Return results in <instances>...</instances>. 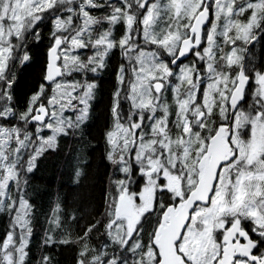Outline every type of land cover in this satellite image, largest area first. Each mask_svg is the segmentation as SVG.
I'll use <instances>...</instances> for the list:
<instances>
[{
  "label": "snow or ice",
  "instance_id": "obj_1",
  "mask_svg": "<svg viewBox=\"0 0 264 264\" xmlns=\"http://www.w3.org/2000/svg\"><path fill=\"white\" fill-rule=\"evenodd\" d=\"M85 136L87 156L103 145L111 203L79 226L81 209L57 197L34 252L29 180ZM214 140L227 147L208 184ZM79 153L73 187L91 163ZM122 197L135 217L118 214ZM181 206L169 249L158 231ZM0 215V264H59L68 246L75 264H264V0H0Z\"/></svg>",
  "mask_w": 264,
  "mask_h": 264
},
{
  "label": "trees",
  "instance_id": "obj_2",
  "mask_svg": "<svg viewBox=\"0 0 264 264\" xmlns=\"http://www.w3.org/2000/svg\"><path fill=\"white\" fill-rule=\"evenodd\" d=\"M46 43V41H45ZM33 60L28 67L23 69V73L18 85V91L23 93L32 83L38 79L43 62V44L33 48ZM110 78L105 74V87H108ZM100 120L98 123H103L102 105L100 106ZM96 131L95 128L92 129ZM87 135V134H86ZM93 145L95 141L92 142ZM90 147L86 136L83 139H67L60 143L58 152L50 153L45 156L40 162L39 167L34 175L29 180V193L33 197V203L36 205L38 218L37 226L34 229L32 237L33 251H39L36 246L39 244L40 236L44 228L47 227L44 214L48 213L52 207L53 201L60 198L62 205L71 206L73 209L80 208L81 212L77 215H83L79 226H84L86 222L95 217L99 219V214L93 211L96 206H99L100 211H104V198H107L108 203H111V187L107 183L105 173V162L101 158L103 145L91 151L87 156L86 150ZM80 149L81 159H90L91 163L86 169V175L80 182L79 187H73L69 181L70 167L75 163L74 157L77 150ZM7 217L0 215V234L6 226ZM79 226L73 225V228L78 231ZM100 230L97 229V232ZM97 232L92 233L93 236ZM76 249L73 246L63 247L56 252L59 264H75Z\"/></svg>",
  "mask_w": 264,
  "mask_h": 264
},
{
  "label": "water",
  "instance_id": "obj_3",
  "mask_svg": "<svg viewBox=\"0 0 264 264\" xmlns=\"http://www.w3.org/2000/svg\"><path fill=\"white\" fill-rule=\"evenodd\" d=\"M226 145L223 144L222 140H214L212 144L209 145L208 154L201 160V175L204 177L208 184L211 183V172L215 169V162L223 158ZM121 207L124 209V213L127 215L131 214V206L125 198L122 197L121 204L117 206V212L120 213ZM186 213V209L181 206L175 210H169L167 214V219L165 223H162L158 231V242L163 246L170 249L171 239L174 238L173 231H178V223L183 222V215ZM171 259V255L169 256Z\"/></svg>",
  "mask_w": 264,
  "mask_h": 264
},
{
  "label": "rangeland",
  "instance_id": "obj_4",
  "mask_svg": "<svg viewBox=\"0 0 264 264\" xmlns=\"http://www.w3.org/2000/svg\"><path fill=\"white\" fill-rule=\"evenodd\" d=\"M191 59V57L189 58ZM202 147V145H201ZM194 163V161H193ZM175 178H172L170 179L169 181V186L170 187H174L176 192L179 194L180 193V185H179V181L178 180H175V183H173V180ZM131 205H132V214L130 215V217H135L136 216V212H137V209H136V205L133 203V201L130 199V198H127ZM143 199L145 201V204L144 206L145 207H150L151 206V186H149L147 189H145L144 193H143ZM141 211L143 210L142 208L140 209Z\"/></svg>",
  "mask_w": 264,
  "mask_h": 264
},
{
  "label": "flooded vegetation",
  "instance_id": "obj_5",
  "mask_svg": "<svg viewBox=\"0 0 264 264\" xmlns=\"http://www.w3.org/2000/svg\"><path fill=\"white\" fill-rule=\"evenodd\" d=\"M190 58V57H189ZM190 60V59H189Z\"/></svg>",
  "mask_w": 264,
  "mask_h": 264
}]
</instances>
